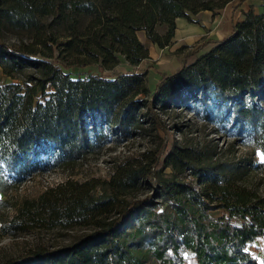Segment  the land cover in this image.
Wrapping results in <instances>:
<instances>
[{"label":"trees","instance_id":"16d2710c","mask_svg":"<svg viewBox=\"0 0 264 264\" xmlns=\"http://www.w3.org/2000/svg\"><path fill=\"white\" fill-rule=\"evenodd\" d=\"M234 1L0 0V68L21 80L0 82L1 191L100 152L110 135L122 142L152 127L160 138L106 181L68 180L25 199L0 236L44 225L89 230L0 264H189L185 251L196 264H264L251 250L264 237V161L254 164L257 186L250 162L160 137L161 115L191 111L264 156V9L244 11L231 34L153 86L137 69L150 57L139 31L163 47L178 17ZM8 31L22 35L18 44ZM122 60L135 68L105 74ZM93 65L95 74L74 77Z\"/></svg>","mask_w":264,"mask_h":264},{"label":"rangeland","instance_id":"374dc122","mask_svg":"<svg viewBox=\"0 0 264 264\" xmlns=\"http://www.w3.org/2000/svg\"><path fill=\"white\" fill-rule=\"evenodd\" d=\"M235 1L240 4L239 1L241 0ZM260 1L262 2V0ZM248 2L250 3H248V7L246 8H254L255 0H248ZM258 8L259 11H263L264 6L259 5ZM162 29L163 27L160 28L161 31ZM143 33L144 31L138 32L141 37L144 35ZM21 37L22 35L16 32H6V39L16 44L20 42ZM130 66L129 63L122 60L114 71H106L105 74H108L109 77L110 75L114 76L116 73L127 70ZM153 66L156 67L154 64H142L138 70L149 73V67ZM96 71H98V68L95 65L82 67L80 72L76 73L74 77L89 76L93 73L95 74ZM158 73L160 74V79L164 73ZM10 81L20 82L21 80L18 77L7 76L0 68V82ZM161 117L164 123L163 126L167 128V131L164 129L160 130L161 138L165 137L169 141L177 140L179 143L185 145L197 146L207 150L215 158L250 162L246 170L248 182L259 186L260 171L256 169L254 164L264 161V156L252 145L237 141L235 137L222 131L223 125L196 117L191 111L169 110L168 114L161 115ZM150 128L151 130L146 131L147 135H135L122 142H118L115 136L110 135L108 143L104 145L100 152H91L86 158L78 160L72 165H61L50 169L42 167L40 170L32 172L22 181L11 184L4 191L0 190V227L4 221L13 217L17 208L25 199H37L50 187L57 186L68 180L79 182L92 180L94 183L106 181L110 178L116 164L122 159L130 155H137L145 149L155 147L160 138L156 135L157 132L153 131L152 127ZM151 191L152 187L147 185L140 191L139 196H144ZM81 230H89V227L75 226L73 228H62L44 225L43 227L32 228L27 231L3 234L0 236V258L6 255L25 253L29 249L41 244L54 248L68 242L72 239V236L80 233ZM259 240L256 239L252 243L251 250L259 261L264 263V237ZM184 256L189 264H196V259L191 256L190 252L185 251Z\"/></svg>","mask_w":264,"mask_h":264},{"label":"crops","instance_id":"0c3cea01","mask_svg":"<svg viewBox=\"0 0 264 264\" xmlns=\"http://www.w3.org/2000/svg\"><path fill=\"white\" fill-rule=\"evenodd\" d=\"M239 2L240 4L236 1L231 2L221 9H205L196 14L191 13L192 20L186 17H178L174 33L169 43L163 47L151 41L144 32V35L139 37L150 49V57L143 60L137 69L142 64L156 65V67H149V82L153 86L160 77L158 72L174 73L181 67L184 60L192 61L199 54L208 52L211 48H214L218 40L231 34L234 24L242 18L243 12L248 10L246 8L248 3H250L248 0ZM260 3L262 4L263 2L255 0L254 8H256V11H259L258 4ZM198 46H201V50L197 53L189 54L186 58V54ZM132 68L135 67L130 66L125 71ZM260 238L262 236H259L257 240L260 241Z\"/></svg>","mask_w":264,"mask_h":264}]
</instances>
